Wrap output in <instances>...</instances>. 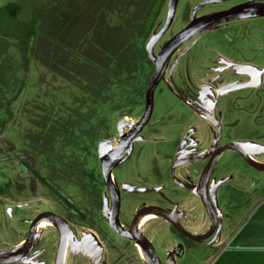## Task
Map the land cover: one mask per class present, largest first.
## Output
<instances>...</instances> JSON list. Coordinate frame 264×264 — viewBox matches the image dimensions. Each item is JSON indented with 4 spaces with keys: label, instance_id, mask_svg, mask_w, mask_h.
Segmentation results:
<instances>
[{
    "label": "rangeland",
    "instance_id": "374dc122",
    "mask_svg": "<svg viewBox=\"0 0 264 264\" xmlns=\"http://www.w3.org/2000/svg\"><path fill=\"white\" fill-rule=\"evenodd\" d=\"M250 1L0 0L1 253L16 244L15 234L24 238L17 222L6 232L4 204L9 200L2 195L5 183L21 175L17 159L26 155L54 164L57 155L78 167L92 166L99 146L120 139L118 125L128 132L143 117L163 46L193 19ZM248 18L210 27L174 55L165 74L170 84L157 88L152 119L135 140L146 146L140 152L143 161L153 154L154 144L174 148L188 121L196 129L192 137L207 141L206 150L221 136V143L248 144V153L264 163V18ZM238 65L258 69L262 84L226 94L214 114L200 101L203 86L214 90L246 80L247 75L231 68ZM217 98L215 92L212 99ZM182 101L196 107L192 116ZM191 186L201 194L198 183ZM65 190L79 200L77 192ZM206 191L216 231L203 242H185L163 222L140 228L166 264H205L219 252L229 228L264 200V172L228 151L214 163ZM8 195L19 201L36 197L16 191ZM203 198L186 200L187 208L200 209L199 223L189 227L196 236L213 224L204 215ZM39 202L35 214L53 206ZM51 228L39 231L35 252L41 264H52Z\"/></svg>",
    "mask_w": 264,
    "mask_h": 264
},
{
    "label": "flooded vegetation",
    "instance_id": "af4514ba",
    "mask_svg": "<svg viewBox=\"0 0 264 264\" xmlns=\"http://www.w3.org/2000/svg\"><path fill=\"white\" fill-rule=\"evenodd\" d=\"M251 2L259 1L252 0ZM252 17L264 18V16ZM247 20H250V18H247ZM231 68L241 71L237 67L231 66ZM241 72L247 75L248 78L246 80H234L232 84L252 81V76L243 71ZM163 82L166 85L170 84V81L166 80L164 76L158 87ZM261 84L262 82L257 86H251V88H256ZM187 87L188 90L191 89L190 85ZM220 88L222 87L216 88L214 91L207 84L203 86L200 96L201 103L214 114L220 108L222 97L230 93L221 94L219 92ZM215 92L220 94V98H217V101L214 102L212 97ZM183 104L192 113V116V109L196 107L192 106L189 101H184ZM210 117L214 120L213 116ZM137 124L130 127L128 132L124 131L123 128L122 130L125 134H128ZM186 125L187 127L180 131L174 148L167 150V145L154 144L152 146L153 154L148 156L147 161H143V155L140 154L146 146L135 144L136 138L143 131L137 135L126 154L112 169V180L119 201L117 211L114 210L113 194L110 192L105 180L104 158L101 155V150L105 144H109L113 150L117 148L122 141L120 130L122 125L117 127L121 136L118 142L115 145L105 142L101 148L99 146L95 163L92 166L78 167L57 155H54V164L30 158L26 155L20 156L17 159V168L20 169L21 175L16 178V181L10 182L8 180L5 183L2 195L6 200H9L4 204L7 215L6 232L9 231L8 227L11 223L17 222L24 238H17L18 234H15L12 242H16V244L5 253L14 251L28 242L32 224L37 217L44 213H49L50 216L59 219L63 223V231L68 243L65 264H147L141 247L136 244L134 239L126 235L132 234L134 223H138V231L146 237L148 236L140 230L146 223L151 225L153 220L166 223L179 238L188 242L189 239L178 233L162 215H170L184 230L194 235L189 227L199 223L201 213L197 205L187 208L186 200L187 198L194 199L203 195L204 215L206 219L213 223L212 217H216V215L209 206L210 198H208L206 190L212 167L220 156L207 170L205 186H203L204 173L210 164L212 153L231 141L221 143L222 137L220 136L214 141V148L206 150L207 141L193 138L196 129H191L192 126L189 125L188 121ZM188 127L190 129L187 130ZM237 155L240 156L239 153ZM250 157L254 162L263 163L251 155ZM12 183H16V186H13ZM195 183L199 184L201 194L197 192V187L191 186ZM64 188L77 192L79 200L77 201L69 196ZM11 191L20 194H34L36 197L32 201H19L18 198L9 197L8 194ZM39 200L52 202V208L35 214L36 208L40 205ZM145 216L148 217L143 221ZM44 221L37 227L34 243L24 258L11 264H41L36 258L35 247ZM114 221H118L125 235L115 231ZM211 226L209 231L206 229L199 236L208 235L207 238H210L216 231V229H213V224ZM48 227H53L49 231V238H52L54 243L52 264H56L61 230L54 224ZM154 247L162 263L166 264L155 245Z\"/></svg>",
    "mask_w": 264,
    "mask_h": 264
},
{
    "label": "water",
    "instance_id": "95a60500",
    "mask_svg": "<svg viewBox=\"0 0 264 264\" xmlns=\"http://www.w3.org/2000/svg\"><path fill=\"white\" fill-rule=\"evenodd\" d=\"M242 12L250 14L251 16H264V2H245L227 10L199 16L193 19L184 29H182L173 38H171L159 52L158 56L155 59L156 70L146 92V108L141 121L128 134H125L123 132L122 126L120 127L122 141L116 149L113 150L109 144H105L102 146L101 155L104 158V175L109 190L113 194L114 210L117 211L119 201L118 197H116V190L112 180V169L119 162L121 157L126 154V151L128 150L133 140L137 137V135L140 134L145 128V126L151 121L154 111L155 91L160 82L163 80L172 58L188 41H190L202 31L210 27L219 25L225 22L228 17ZM236 67L241 71L252 76V81L247 83H234L225 85L219 89V92L221 94H225L245 87L257 86L262 82V73L255 67H252L250 65H238ZM248 150V144L235 141L229 142L226 145L218 148L214 153H212L210 164L204 173L203 186H205L207 170L209 169L211 164L219 156L223 155L228 151H234L239 153L240 156L247 162V164H249L251 167H253L259 172H264V167L259 166L253 162L250 157V154L248 153ZM162 216L169 221V223L174 227V229L178 233L193 242L201 243L208 237V235L194 236L184 230L170 215L163 214ZM44 219H52L61 230V239L57 251L56 264H65L68 243L67 237L63 231V223L59 219L57 220L53 216H50L49 213H44L37 217V219L32 224L30 231V239L28 240V242L24 246L9 253H5L3 256H0V264L16 263L24 258V256L27 254V252L34 243L37 227ZM212 220L213 229H216L214 216L212 217ZM113 225L116 232L125 235L118 221H114ZM131 232V235H126L136 241V244L142 248V250L147 255L148 259L150 260L151 264H163L151 240L138 231V223H134Z\"/></svg>",
    "mask_w": 264,
    "mask_h": 264
},
{
    "label": "crops",
    "instance_id": "0c3cea01",
    "mask_svg": "<svg viewBox=\"0 0 264 264\" xmlns=\"http://www.w3.org/2000/svg\"><path fill=\"white\" fill-rule=\"evenodd\" d=\"M226 238L224 247L205 264H264V200L231 226Z\"/></svg>",
    "mask_w": 264,
    "mask_h": 264
},
{
    "label": "bare ground",
    "instance_id": "6f19581e",
    "mask_svg": "<svg viewBox=\"0 0 264 264\" xmlns=\"http://www.w3.org/2000/svg\"><path fill=\"white\" fill-rule=\"evenodd\" d=\"M248 17H251L250 14H247V13H239V14H235V15H232L230 17H228V19L226 21H229V20H232V19H244V18H248ZM254 162V161H253ZM256 163L257 165L259 166H262L264 167V163H257V162H254ZM159 215V214H158ZM148 217V216H147ZM146 216L144 217L143 221L147 218ZM45 220V221H44ZM44 223L42 224V228H45V227H48L52 224H54L56 226V223L52 220V219H44ZM41 224V223H40ZM142 249V248H141ZM143 254H144V257H145V261L147 264H151L150 263V260L148 259L147 255L145 254V252L142 250ZM5 253H1L0 252V256H3Z\"/></svg>",
    "mask_w": 264,
    "mask_h": 264
},
{
    "label": "trees",
    "instance_id": "16d2710c",
    "mask_svg": "<svg viewBox=\"0 0 264 264\" xmlns=\"http://www.w3.org/2000/svg\"><path fill=\"white\" fill-rule=\"evenodd\" d=\"M188 242H191V241H189V240H187ZM192 243V242H191Z\"/></svg>",
    "mask_w": 264,
    "mask_h": 264
}]
</instances>
